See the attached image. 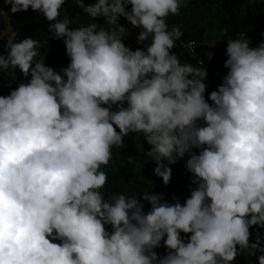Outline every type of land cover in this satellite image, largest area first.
I'll use <instances>...</instances> for the list:
<instances>
[{
  "label": "clouds",
  "instance_id": "9594fccd",
  "mask_svg": "<svg viewBox=\"0 0 264 264\" xmlns=\"http://www.w3.org/2000/svg\"><path fill=\"white\" fill-rule=\"evenodd\" d=\"M182 2L3 0L12 14H42L70 62L56 71L38 59L40 41L12 30L0 51V74L30 77L0 95V264H233L257 253L264 264V40L225 38L227 72L206 99L203 61L172 51L183 32L167 21ZM65 3L91 22L71 27ZM121 17L140 29L135 50ZM130 134L151 146L145 163L165 186L190 154L196 187L183 203L102 192Z\"/></svg>",
  "mask_w": 264,
  "mask_h": 264
},
{
  "label": "trees",
  "instance_id": "16d2710c",
  "mask_svg": "<svg viewBox=\"0 0 264 264\" xmlns=\"http://www.w3.org/2000/svg\"><path fill=\"white\" fill-rule=\"evenodd\" d=\"M94 2L95 0H85L86 4ZM0 7L9 13L8 18L0 17V51L5 50L7 37L12 30L18 33V40L31 37L40 41L39 51L41 55L38 59H44L47 66L53 67L58 72L66 67L62 63L59 64V62L64 61V58L67 61L69 59L66 56L64 44L62 40L52 39L51 33L48 31V22L42 14L33 12L31 9L12 14L10 5H4L3 0H0ZM128 7L130 10V6ZM64 9L65 5L61 9V18L66 14ZM69 18L72 20L71 27H79L91 22L83 10L76 6L73 7ZM97 22L102 23V20L98 19ZM119 22L128 29L131 27L122 17ZM167 22L170 27L174 24L180 27L183 32V36L176 42L172 50L180 62L200 66V62L203 61L208 73L204 81L207 85L205 93L207 99L209 93L218 90L223 77L226 75L227 69L224 68V62L227 57L224 58L221 51L216 47L205 43L203 30L207 25L217 27L233 39L238 38L240 33H246L251 42L254 43L251 47H256L264 40V0H260V2H255V0H183L179 15H169ZM191 41L195 42L193 54L189 53L185 47V44ZM125 44L133 50L139 47ZM12 82V71L0 74V95L9 94ZM208 102L212 103L210 100ZM124 140V147L112 149V161L107 168L103 169L108 175V182L102 192L107 196L117 193L133 195L149 191L150 194L152 192L163 194L170 203L174 202L171 198L176 195L183 203L185 197L190 195L189 187H196L193 183L194 177L187 171L186 164L177 162L171 165L172 179L168 186L175 189L158 192L153 189V186L162 183V180L153 173L156 165L151 161L145 163L146 157L143 155L144 151L151 146L143 140L142 135L130 134ZM193 153L198 154V150L193 149ZM129 157L133 158L131 164L128 163ZM165 163L167 162L165 161ZM143 203L145 204V211H147L150 205L147 202ZM250 239L255 241L254 233ZM262 246H264V242H262ZM156 251L161 256L166 253V249L163 247ZM258 255L260 253L252 257L240 255L233 264H258Z\"/></svg>",
  "mask_w": 264,
  "mask_h": 264
},
{
  "label": "rangeland",
  "instance_id": "374dc122",
  "mask_svg": "<svg viewBox=\"0 0 264 264\" xmlns=\"http://www.w3.org/2000/svg\"><path fill=\"white\" fill-rule=\"evenodd\" d=\"M73 7H75V6L70 5L68 3H65V9L64 10H65L66 14L69 17L71 16ZM129 30H130V34L125 37L124 42L128 43L130 45H137V46L140 47V45H138L137 41H136V36L138 35L140 29H133L132 27H130ZM203 31H204V41H205V43H207L208 45H210L212 47H214V44H216L215 47L217 49H219L220 51H225L226 42L224 40H225L226 37H229V36L227 34H225V32L223 30H221V29H219L217 27H213V26L207 25L206 28ZM69 62H70L69 59L67 61V59L64 58V61L59 62V64L62 63L65 66H67ZM12 79H13V82H12V84L10 86H11V88H15L21 82H25L26 83L27 79H30V77L29 78L22 77L20 72H19V69H17L16 72H12ZM189 155L190 154H186L183 159H178L177 162H183L184 164H186V161L189 158ZM153 189L157 190L158 192H167V191H170V190H174L175 188L174 187H170V186H165V185H163V182H162V183H159V184H155L153 186ZM250 230L256 235V230L254 228L250 229ZM260 232L262 234H264V229H260Z\"/></svg>",
  "mask_w": 264,
  "mask_h": 264
},
{
  "label": "built area",
  "instance_id": "2783aa9c",
  "mask_svg": "<svg viewBox=\"0 0 264 264\" xmlns=\"http://www.w3.org/2000/svg\"><path fill=\"white\" fill-rule=\"evenodd\" d=\"M194 41H191L189 43H186L185 44V47L186 49L188 50L189 53L193 54L195 52V42L193 43ZM254 43L252 42L251 45H253ZM190 45V46H189ZM250 45V46H251ZM221 54L224 58H226V54H225V51H221Z\"/></svg>",
  "mask_w": 264,
  "mask_h": 264
}]
</instances>
